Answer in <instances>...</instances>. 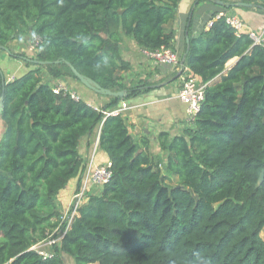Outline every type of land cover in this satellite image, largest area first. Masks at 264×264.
I'll return each mask as SVG.
<instances>
[{
    "label": "trees",
    "instance_id": "trees-1",
    "mask_svg": "<svg viewBox=\"0 0 264 264\" xmlns=\"http://www.w3.org/2000/svg\"><path fill=\"white\" fill-rule=\"evenodd\" d=\"M181 1L0 0V49L27 36L38 40L33 59L52 62L35 63L10 82L0 77V264H62L63 253L75 264H264V47L248 33L237 34L221 17L193 37L192 11L186 64L207 84L205 98L184 135L159 134L163 168L122 114L106 116L51 85L77 79L65 59L105 88L127 89L130 66L120 44L131 37L143 50L174 49ZM236 1L264 10V0ZM110 98L103 110L122 99ZM101 124L112 177L82 201L45 257L32 247L60 225L56 197L82 177L80 139ZM170 175L178 177L175 184L167 182Z\"/></svg>",
    "mask_w": 264,
    "mask_h": 264
},
{
    "label": "crops",
    "instance_id": "crops-1",
    "mask_svg": "<svg viewBox=\"0 0 264 264\" xmlns=\"http://www.w3.org/2000/svg\"><path fill=\"white\" fill-rule=\"evenodd\" d=\"M195 2L196 0H182L176 9L173 23L176 33L173 50L180 54L182 68L181 66L173 67L169 64H157L143 54V49L131 37H125L120 44L121 57L130 66L126 84L131 89L136 85H139L140 88L135 93H130L128 88H124L123 90L127 92V95L111 108L120 107L123 102L128 104V108L123 112V117L129 124L131 134L137 142H149L147 150L160 159L162 168L165 165L166 151L160 146L159 134L168 132L172 136L184 135L185 131L192 125L187 121V105L178 97L180 85L187 72H190L186 59L185 63H183V59L184 57L186 58L185 46L187 44V36H190L187 33V26L192 11L191 35L193 37L208 30V21L219 12H226L240 17L245 23L244 32L246 33L248 31L262 32L264 30V10L254 5L241 6L238 5L240 1L236 0H231L226 5H219L214 1L206 0L200 2L193 9ZM9 46L11 49L9 47H7L8 49H0V77L4 82H10L15 78L24 76L36 65V62L33 61L35 59L31 58L32 56H29L28 52L23 54L24 49H27L26 45L13 40L9 43ZM237 60L238 57L230 60L226 64L224 71L209 81L211 83L209 85L217 83L221 76L226 74L236 64ZM27 62L32 64L28 65ZM49 79L48 74L45 73L44 80L49 81ZM55 82L70 86L82 100L96 108L105 109L107 108L105 106L111 101L110 97L97 94L89 88H85V85V87L81 88L82 83L71 77L52 80L51 85ZM77 82L81 84H77ZM118 88L120 89V87ZM101 130L102 124L80 139L79 153L86 165L85 169L90 165L112 164L108 155L100 147ZM4 132L5 125L0 119V139ZM142 150H146L144 146ZM170 176H167V182ZM82 177L71 179L58 193L56 197L57 211L62 216H65L68 212L73 193L80 187ZM101 189H96L94 194H99ZM65 256H68V254L63 253L62 257L64 258Z\"/></svg>",
    "mask_w": 264,
    "mask_h": 264
},
{
    "label": "built area",
    "instance_id": "built-area-1",
    "mask_svg": "<svg viewBox=\"0 0 264 264\" xmlns=\"http://www.w3.org/2000/svg\"><path fill=\"white\" fill-rule=\"evenodd\" d=\"M221 17H225L228 24H230L236 31L237 34L244 32L245 23L244 21L233 14H228L226 12H219L215 14L213 17L210 18L208 21V27H210L216 19ZM252 39L255 45H260L264 47V30L262 32L256 31H248L247 32ZM143 54L150 58L151 60L155 61L157 64H169L173 67H180L182 68V60L181 56L178 52L174 51L170 47H163L158 50H143ZM53 90L56 94L59 93H70L71 96L75 100H80L81 98L79 95L74 92L73 90H69L68 87L60 82H55L53 85ZM207 84L203 83L201 79L194 75L191 71L187 72L186 76L184 77L180 89L178 92V97L187 105V121L190 124H193L197 114L201 109L202 102L205 98V88ZM128 108V104L123 102L122 106L120 107H113L111 110H103L101 108H97L101 110L104 115H123V112ZM111 165H90L87 169H85L82 177V183L80 187L75 191L74 194V201L76 203L75 208L70 213V208L65 216H62V221L60 225L55 229L54 232L48 235V237L53 236L59 232H62L58 238V240H48L49 238L39 242L38 244L34 245L32 248L37 250L39 253L44 255L45 257H51L53 255V251L50 248L49 250H41L39 247H50L54 244H58L62 238L64 237L66 230L69 228L70 222L76 216V213L79 210V203L84 200V198L91 193H94L96 189H101L103 186L108 183L112 177V168ZM80 203V204H81ZM79 205V206H77ZM64 221H68V225L66 229L63 230L61 225ZM43 245V246H42Z\"/></svg>",
    "mask_w": 264,
    "mask_h": 264
},
{
    "label": "water",
    "instance_id": "water-1",
    "mask_svg": "<svg viewBox=\"0 0 264 264\" xmlns=\"http://www.w3.org/2000/svg\"><path fill=\"white\" fill-rule=\"evenodd\" d=\"M215 2L219 5H226L224 1L222 0H215ZM238 5L241 6H252V3H248V2H243L240 1ZM187 43H190V39L187 36ZM185 57L183 59V63H185ZM38 64L41 65H47L52 63L51 61H40V60H33ZM63 61L71 68L73 74L77 77V79L83 84L85 85L87 88H89L90 90L94 91L97 94H100L102 96H107V97H120V98H124L125 95H127V92L125 90H111L108 88L103 87L99 82H97L96 80H94L93 78L80 73L75 66H73V64L71 62H69L68 60L63 59ZM61 62V60H57L55 61V63H59ZM226 71V70H225ZM208 84H211L210 82ZM3 107H4V94L1 95L0 98V115L3 111ZM264 179V171L262 172L261 176H260V182H262Z\"/></svg>",
    "mask_w": 264,
    "mask_h": 264
},
{
    "label": "rangeland",
    "instance_id": "rangeland-1",
    "mask_svg": "<svg viewBox=\"0 0 264 264\" xmlns=\"http://www.w3.org/2000/svg\"><path fill=\"white\" fill-rule=\"evenodd\" d=\"M235 1V0H234ZM228 2H230V1H228ZM226 4V3H225ZM26 37V38H25ZM24 37V40H21L20 39V41L19 40H15V42H21L22 44H24V45H26V47H27V49H24V51H23V54H25V53H27L28 52V54H30L29 56H32L31 58H34L35 56H36V53H37V44H38V40L36 41V42H34L33 40H31V41H28V39H29V37H27V36H25ZM8 47L10 48V46H9V44H8ZM8 49V48H7ZM11 49V48H10ZM130 73V72H129ZM129 73L128 72H125L123 75L125 76V77H127L128 78V75H129ZM76 80H78V79H76ZM79 81V80H78ZM77 84H81V83H79V82H77ZM64 85H66V84H64ZM67 87H68V89L69 90H73V89H71V87L70 86H68V85H66ZM83 86L84 85H82L81 84V88H83ZM85 87V86H84ZM85 88H87V87H85ZM75 91V90H74ZM168 182H170V183H176L177 182V177L176 176H170L169 178H168ZM73 194H75V192L73 193ZM92 194V193H91ZM94 194V193H93ZM90 194H88L85 198H84V201H83V203L84 202H86L87 200H88V196H89ZM74 196V195H73ZM72 196V200L70 201V205H69V207H68V209L70 208V213H71V211L75 208V206H76V203H75V201H74V197ZM81 203V202H80ZM80 203H79V205H80ZM82 203V204H83ZM79 205H77V206H79ZM76 215H79V212H77L76 213ZM68 225V224H67ZM62 232H59V233H57V234H54L53 236H50V237H48L49 239L48 240H58V238H59V236H60V234H61ZM262 236L264 237V229L262 230ZM43 246V245H42ZM53 246V245H52ZM52 246H48V247H39V249H41V250H49V251H51L50 250V248L52 249V251H53V248H52ZM62 264H75V260H74V258L70 255H68V256H65L64 258L62 257Z\"/></svg>",
    "mask_w": 264,
    "mask_h": 264
}]
</instances>
